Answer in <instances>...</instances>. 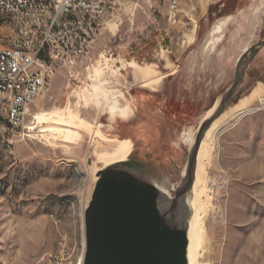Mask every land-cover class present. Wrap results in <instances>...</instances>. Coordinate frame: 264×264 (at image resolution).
Returning <instances> with one entry per match:
<instances>
[{"label": "rangeland", "instance_id": "rangeland-1", "mask_svg": "<svg viewBox=\"0 0 264 264\" xmlns=\"http://www.w3.org/2000/svg\"><path fill=\"white\" fill-rule=\"evenodd\" d=\"M220 19L222 31L210 34ZM193 20L196 39L181 48L194 31ZM262 40L264 0H178L174 14L163 0H112L74 77L59 70L30 106L25 126L34 122V113L70 109L112 136L107 109L86 104L84 94L95 84L110 96L122 93L141 108L139 119L150 118L162 129L169 151L164 175L173 182L187 151L180 133L194 131L232 85L238 58ZM130 64L175 74L151 91L134 80ZM257 82L264 83V47L250 60L229 107L249 96ZM253 105L225 121L210 159L200 164L199 187L203 170L205 190L196 233L202 263L264 264V112L251 111ZM26 128L11 137L0 116V264H55L51 257L62 248L76 264L94 149L111 144L88 135L65 144L40 132V124L34 131ZM195 255L198 259L197 250Z\"/></svg>", "mask_w": 264, "mask_h": 264}, {"label": "water", "instance_id": "water-1", "mask_svg": "<svg viewBox=\"0 0 264 264\" xmlns=\"http://www.w3.org/2000/svg\"><path fill=\"white\" fill-rule=\"evenodd\" d=\"M262 47L264 40L242 53L232 85L194 131L180 133L187 151L173 182L164 175L169 151L158 124L139 119L141 108L131 104L129 118L112 120L108 137L130 140L132 150L124 160L96 163L95 172H90L82 211V264H190L188 231L199 146L212 122L238 94L250 60ZM94 162L95 157L91 169Z\"/></svg>", "mask_w": 264, "mask_h": 264}, {"label": "built area", "instance_id": "built-area-1", "mask_svg": "<svg viewBox=\"0 0 264 264\" xmlns=\"http://www.w3.org/2000/svg\"><path fill=\"white\" fill-rule=\"evenodd\" d=\"M169 13L178 0H163ZM112 0H0V81L12 86L15 100L2 96L0 116L11 137L25 129L30 106L59 70L74 77L78 60L95 42ZM252 111L264 112V96ZM55 264H73L62 248Z\"/></svg>", "mask_w": 264, "mask_h": 264}, {"label": "bare ground", "instance_id": "bare-ground-1", "mask_svg": "<svg viewBox=\"0 0 264 264\" xmlns=\"http://www.w3.org/2000/svg\"><path fill=\"white\" fill-rule=\"evenodd\" d=\"M195 23L194 31H191L189 35L186 36V39L182 43V47L187 46L194 42L196 39V27L197 21L193 20ZM222 20H217L213 25L210 34H218L222 31ZM246 50V49H245ZM244 50V51H245ZM132 69V74L134 80L139 83L140 87L149 89L151 91H155L156 87L160 84V82L167 78L169 75L175 74L173 70L168 75H160L154 68L153 65H145L142 66L140 64H130ZM0 74H1V60H0ZM99 70L95 71L94 76H99ZM101 83H104V79L101 78ZM0 93L5 94V100H15L16 92L14 87L12 86H4L0 81ZM263 93L262 86L255 89L249 96L242 98L239 100L237 104L229 107L223 114H221L217 119H215L208 130L206 131L204 138L199 146V150L197 153V166L195 170V179L193 183V198L191 201V206L193 208V217L190 221L189 231H188V239H189V262L190 264H207L206 262L202 263L199 260L200 250H199V239L196 233V221L198 217V211L203 209V205H198L199 196L204 194V184H203V170L201 172V186L199 187V168L202 161V158H205V163L210 159L211 153L214 149V137L215 133L219 131L228 120L229 117L236 113H240L245 107L249 105H253L257 98H261L259 95ZM110 92L102 89L100 85H93L92 92H88L84 94L85 103H92L98 108H106L107 114L110 119L115 120L116 118L125 120L129 118L132 114L133 109L129 102L126 101L124 95L122 93H118L117 95L112 94L109 95ZM82 95V94H81ZM83 99V98H82ZM255 105L252 106V109ZM0 107H2V96H0ZM251 109V111H252ZM31 109L29 108V111ZM250 110V109H249ZM237 116V115H236ZM33 123L29 126H25V128L29 131H34L36 129V125H42L40 132H50V135L54 139H58L60 142L65 144H76L78 141L83 139L84 135L93 136L98 140L111 144L109 148H101L99 145L95 147V162L92 166V169L88 171L89 173L95 172L96 163H103L104 165H108L110 163L124 160L132 150V143L128 139H118V138H110L103 134L100 130L99 126L94 127V125L85 119H83L78 112H73L70 109L65 110H55L50 112H38L33 114ZM230 120V119H229ZM46 125V126H45ZM225 125V124H224ZM189 140V139H188ZM205 164L203 165V168ZM85 202H83L82 209L84 207ZM201 213V212H200ZM197 250L198 259L195 255ZM83 253H84V238L82 235V251L79 257L78 263L82 264L83 261Z\"/></svg>", "mask_w": 264, "mask_h": 264}, {"label": "crops", "instance_id": "crops-1", "mask_svg": "<svg viewBox=\"0 0 264 264\" xmlns=\"http://www.w3.org/2000/svg\"><path fill=\"white\" fill-rule=\"evenodd\" d=\"M259 86H262V88H263V92H264V83H261V82H257V86L253 89V91H254L255 89L259 88ZM253 91H252V92H253Z\"/></svg>", "mask_w": 264, "mask_h": 264}]
</instances>
